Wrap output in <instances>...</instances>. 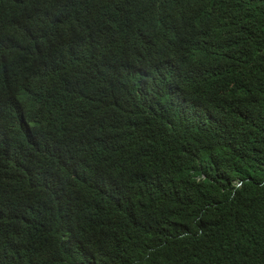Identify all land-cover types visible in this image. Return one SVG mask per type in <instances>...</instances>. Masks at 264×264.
Segmentation results:
<instances>
[{
    "label": "trees",
    "instance_id": "obj_1",
    "mask_svg": "<svg viewBox=\"0 0 264 264\" xmlns=\"http://www.w3.org/2000/svg\"><path fill=\"white\" fill-rule=\"evenodd\" d=\"M0 264H264V0H0Z\"/></svg>",
    "mask_w": 264,
    "mask_h": 264
}]
</instances>
